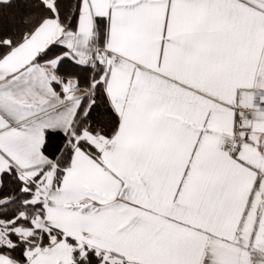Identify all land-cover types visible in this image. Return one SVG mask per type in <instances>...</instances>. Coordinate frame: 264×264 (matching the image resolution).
Here are the masks:
<instances>
[{"label": "snow or ice", "instance_id": "obj_1", "mask_svg": "<svg viewBox=\"0 0 264 264\" xmlns=\"http://www.w3.org/2000/svg\"><path fill=\"white\" fill-rule=\"evenodd\" d=\"M0 264H264V0H0Z\"/></svg>", "mask_w": 264, "mask_h": 264}]
</instances>
